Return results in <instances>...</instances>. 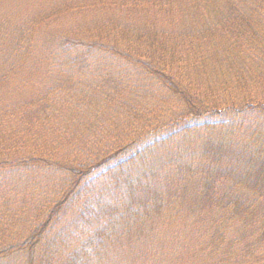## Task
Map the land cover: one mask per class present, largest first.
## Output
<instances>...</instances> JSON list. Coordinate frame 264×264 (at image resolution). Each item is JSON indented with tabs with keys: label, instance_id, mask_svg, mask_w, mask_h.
Instances as JSON below:
<instances>
[{
	"label": "trees",
	"instance_id": "16d2710c",
	"mask_svg": "<svg viewBox=\"0 0 264 264\" xmlns=\"http://www.w3.org/2000/svg\"><path fill=\"white\" fill-rule=\"evenodd\" d=\"M96 3L0 4V264H264V0Z\"/></svg>",
	"mask_w": 264,
	"mask_h": 264
},
{
	"label": "rangeland",
	"instance_id": "374dc122",
	"mask_svg": "<svg viewBox=\"0 0 264 264\" xmlns=\"http://www.w3.org/2000/svg\"><path fill=\"white\" fill-rule=\"evenodd\" d=\"M52 1H54V0H0V4L1 3L4 4L3 6L5 7V12H6L7 8L14 5V7H13V9H11V11H14L15 13L19 14L21 12H26V13H29L32 11L37 12L35 10L36 7L46 6L47 4L48 5L51 4L48 7H50V9H53ZM90 1L92 2L93 6L95 4H98V3H96L97 0H90ZM258 11H259V13L263 12L262 9H259ZM87 14H88L87 11H84L83 9L80 10L79 12L70 10V13H68V14L60 13L59 16L56 18V22L54 23V25L56 26L57 31L66 30V29H68V31H69L71 29H74L75 23L76 24H82L79 22H81L83 20V17L86 16ZM89 15H91V14H89ZM103 17H104V19H106L107 17H109V15L103 13ZM103 17L99 16L98 19L101 20ZM18 18L21 19L23 17H21L19 15ZM155 18L156 17L153 18L152 23H151L150 21H148L147 17H144L143 14H138L137 16L130 17L129 18L130 21L128 20V24L129 23L130 24L136 23V25L133 27H137L140 30H142V29L145 30L147 28V26L150 24L151 27L157 28L156 29L157 32H160L162 30L166 31V32H169V31L171 32V30L173 29V30H176V32H175L176 34H180L181 31H185V25L182 24L180 22V20L178 21V19H176V20L172 19L171 15H169V17H167V19H163V20L155 19ZM123 24H124V22H123ZM188 25L189 24L186 23V26H188ZM195 25H197V23L193 22L194 27H195ZM136 77H138V79H139L140 75H138ZM141 83L142 82H140L139 84H141ZM139 89L141 90V92L143 91L142 87H140ZM146 89H147V87H145V90L143 91L144 94H145ZM141 92H139V93H141ZM0 98H2V97L0 96ZM147 103H149L148 100H147ZM149 105H152V104L150 103ZM158 105H160V104H158ZM166 154L167 153H165V155ZM167 156H170V155H167ZM168 163L169 162L166 160L165 165ZM166 169L168 171L170 168L167 167ZM167 173H169V172H167ZM104 197L108 199V194L105 193ZM175 230H176L175 235L179 232H182L181 229H178V228ZM235 234L236 233H234V234L229 233L228 237L229 238L234 237ZM191 236L195 240L199 241V237H198L199 235H196V232H194V234ZM177 238L180 239L181 237L177 236ZM145 240H147V241L144 243V246H140L139 248L125 247L126 249L123 250L124 254L122 253V255H120L118 257L117 261L113 262L112 264H152V260L150 258V255H154L156 253V251L160 248V246L158 244L157 245L152 244L153 240H154L152 238V236L146 238ZM163 243H165V242H163ZM149 252H152V253L150 255H148L147 253H149ZM162 254H163V256L161 258H163V262H166L168 257H166V253L164 254L161 252V255ZM193 263L194 262H192V264ZM14 264H15V262H14Z\"/></svg>",
	"mask_w": 264,
	"mask_h": 264
}]
</instances>
